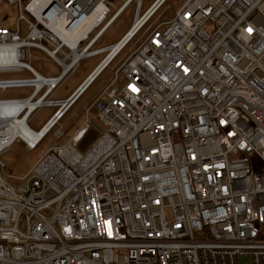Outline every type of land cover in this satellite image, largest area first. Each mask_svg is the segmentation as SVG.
Masks as SVG:
<instances>
[{
	"label": "built area",
	"instance_id": "obj_1",
	"mask_svg": "<svg viewBox=\"0 0 264 264\" xmlns=\"http://www.w3.org/2000/svg\"><path fill=\"white\" fill-rule=\"evenodd\" d=\"M34 1L0 0L19 11L13 29L0 26V46H14L18 65L0 72L28 69V47L60 72L0 80L2 91L31 87L0 99V153L17 141L34 149L57 124L63 102L31 144L21 137L80 60L104 52L83 91L143 35L67 142L49 146L15 188L0 177V264H236L237 255L264 264V0H185L166 22L153 18L166 0L142 13L141 0H115L111 13V0ZM132 2L128 30L93 48ZM91 14L83 36H62ZM118 73L124 83L112 87Z\"/></svg>",
	"mask_w": 264,
	"mask_h": 264
},
{
	"label": "rangeland",
	"instance_id": "obj_2",
	"mask_svg": "<svg viewBox=\"0 0 264 264\" xmlns=\"http://www.w3.org/2000/svg\"><path fill=\"white\" fill-rule=\"evenodd\" d=\"M28 0H21L22 3H26ZM153 0H141L139 13H142L152 2ZM185 0H166L163 5L159 8V10L154 14L153 18H157L158 22H166L170 20L174 11L183 4ZM110 13L115 10L120 4L119 1L111 0L110 1ZM135 5L134 2L128 4L124 10L118 15V17L105 29L102 33L101 38L97 41L98 43L93 46V48L98 47L99 45L111 44L117 41L129 28L131 22L134 18ZM18 9L16 6H6L3 2H0V26L7 27L8 29H13L16 19L18 17ZM22 14L28 19L32 20L23 10H21ZM207 31H210V27H206ZM20 31L22 34L25 33L24 23L22 22L20 25ZM143 33L139 32L136 37L131 39V41L123 48V50L118 54V56L110 62L108 67H106L98 76L94 84L90 87V91H98L103 90L109 87L110 79L114 76V72L119 64V60L125 55H127L132 48H129L131 43L135 40V38H141ZM104 52L95 57H88L82 59V71L85 68L90 67L94 63H96L102 56ZM120 58V59H119ZM119 59V60H118ZM118 60V61H117ZM14 72H0V80L9 79L14 77ZM68 77V76H67ZM70 79H65L57 88L59 93L56 96L63 95V91H67L68 83ZM124 83V78L121 73H118L117 79L112 84V87L120 88ZM18 91L15 88H7L4 91L0 89V99L7 97L10 93L15 95ZM84 96H82V107L85 106L86 99L84 100ZM51 112L50 107L41 106L37 108L27 120V124L30 129L33 131H37V129L42 125L45 121L49 113ZM70 111L67 112L69 114ZM83 114V113H82ZM91 113L89 114V116ZM82 115V124H83ZM65 121V118L59 122L62 125L61 133L59 136L55 137L53 131L54 126L50 131L40 140V142L34 147L32 150H26L23 144L20 141L14 142L10 147L0 153V177L10 186L15 188L21 177L29 170V168L45 153L47 148L54 143L63 144L67 142L71 134L74 131V128H71L70 121ZM64 126V127H63ZM82 126V125H81ZM80 127V126H79ZM77 127V128H79ZM236 264H251V259L249 255H237L236 256Z\"/></svg>",
	"mask_w": 264,
	"mask_h": 264
},
{
	"label": "crops",
	"instance_id": "obj_3",
	"mask_svg": "<svg viewBox=\"0 0 264 264\" xmlns=\"http://www.w3.org/2000/svg\"><path fill=\"white\" fill-rule=\"evenodd\" d=\"M115 42H113V43H115ZM97 43L98 42L96 41L95 44H97ZM113 43H111V44H113ZM42 44L49 47V45L46 44L45 42H42ZM111 44H106V45L103 44V45H99L98 47H95V48H103V47H107ZM26 49H27V53H28L29 57L26 60H24V62L27 64L28 69H26V68L21 69L20 71L16 72L14 74L15 76L12 78H31L33 76L32 75L33 73H35L37 76L42 77V78H49V77L58 76V74L60 72V67L55 62L51 61L43 51H41L37 48H34V47H28ZM98 55H100V54H97V55H94L91 57H95ZM101 58L96 63L91 65L90 67L85 68L84 71H82V60H80L77 67L75 68V70L71 74L67 75L68 77L65 76L63 78V80L45 96L44 100L49 101V102H53L55 104L52 106H46V107L51 108V112L49 113V115L47 116L45 121L42 123V125L57 110V108H58L57 104H59V103L61 104L62 102H65L76 91V89L82 84V82L87 78V76L97 66V64L100 62ZM68 78L70 79V82L68 83L69 89L67 91H63V95L61 94L59 96H56L57 93H59V90L57 88L65 79H68ZM96 79H97V77L83 91H80L77 94V96L74 98L73 102L70 103L69 106H67L65 108V110L61 113V116L57 120V124H56L58 127H60V126L62 127V125L59 124V122H61V120L63 118H65V121L63 123H65L67 120L70 121L71 124H68V125H71V128H74L73 130H75L77 127L82 125V115H83L82 109L85 106H87L93 100L96 93L98 92L95 90L90 91V87L92 86V84H94ZM15 89L18 90V91H16L17 94L13 95L10 93L7 97L2 98V99L25 97L31 91V87H19V88H15ZM83 95H85L84 100L86 99L87 101L85 102V106L82 107V96ZM68 111H70L69 114H67ZM89 118L92 120H95V114L93 112H91V115L89 116ZM83 119L85 120V116L83 117ZM84 120H83V122H84ZM56 125H55V127H56ZM38 129H37V131L35 130L34 132H38L39 131Z\"/></svg>",
	"mask_w": 264,
	"mask_h": 264
},
{
	"label": "bare ground",
	"instance_id": "obj_4",
	"mask_svg": "<svg viewBox=\"0 0 264 264\" xmlns=\"http://www.w3.org/2000/svg\"><path fill=\"white\" fill-rule=\"evenodd\" d=\"M34 2H37V0ZM32 6H33V3L30 4L28 6V8H32ZM96 17H97L96 14L89 15L87 18H85L82 21V26L76 32L66 33V34H63L62 36L66 37L68 39H72L73 36H77L80 34H82V36H83L84 33L90 28V26L92 25V23L94 22V19ZM144 17H145V15L142 17V19ZM137 20H136V23L134 24L133 28L129 31V33L127 35H125L120 42L114 44L111 47V52L108 54L107 58H109L120 47V45L128 38V36L132 33V31L140 23L141 20H139V21H137ZM3 57H6V58L4 59ZM18 57H19V54L16 52L14 46L9 45V44L0 46V68L8 69V68L17 66L18 65V59H17ZM94 72H96V70ZM87 82H88V79L85 81L84 84H86ZM7 117H8L7 111H0V125H1V127L6 126ZM44 129H42L39 132H34L32 129H30L29 127H25V125H24V126H22V129H21V133H22L21 137L23 140H26L29 144H31L42 133V131Z\"/></svg>",
	"mask_w": 264,
	"mask_h": 264
},
{
	"label": "water",
	"instance_id": "obj_5",
	"mask_svg": "<svg viewBox=\"0 0 264 264\" xmlns=\"http://www.w3.org/2000/svg\"><path fill=\"white\" fill-rule=\"evenodd\" d=\"M85 81L82 82V84L76 89V91L72 94V96L67 99L65 102L62 103V106L59 108L58 113H62L65 108L68 106L69 102L74 99V97L77 96V94L82 90V88L85 86Z\"/></svg>",
	"mask_w": 264,
	"mask_h": 264
},
{
	"label": "trees",
	"instance_id": "obj_6",
	"mask_svg": "<svg viewBox=\"0 0 264 264\" xmlns=\"http://www.w3.org/2000/svg\"><path fill=\"white\" fill-rule=\"evenodd\" d=\"M117 17H118V16H117ZM117 17H116V18H117ZM101 35H102V34H101ZM101 35H100V36L97 38V40H96V41H98V40L101 38Z\"/></svg>",
	"mask_w": 264,
	"mask_h": 264
}]
</instances>
